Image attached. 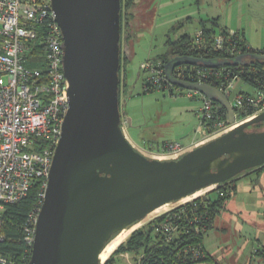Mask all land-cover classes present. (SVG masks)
<instances>
[{
    "label": "water",
    "instance_id": "water-1",
    "mask_svg": "<svg viewBox=\"0 0 264 264\" xmlns=\"http://www.w3.org/2000/svg\"><path fill=\"white\" fill-rule=\"evenodd\" d=\"M61 29L68 110L55 147L27 264H98L113 235L162 204L264 164V112L176 159L147 157L125 136L119 99L120 0H50ZM260 58L259 55H254ZM230 59L170 56L169 82L234 109L218 87L172 77L180 64L217 67ZM130 123V119H128Z\"/></svg>",
    "mask_w": 264,
    "mask_h": 264
},
{
    "label": "built area",
    "instance_id": "built-area-1",
    "mask_svg": "<svg viewBox=\"0 0 264 264\" xmlns=\"http://www.w3.org/2000/svg\"><path fill=\"white\" fill-rule=\"evenodd\" d=\"M234 32L229 31L227 37L216 34L211 46L223 50L225 59L243 54L246 62L250 57L237 40H232ZM39 35L42 38L38 40ZM191 37L194 49L204 51L207 48L201 28H197ZM62 55V33L50 0H0V240L4 238L6 206L24 199L30 188L37 184V198L25 216L21 231L22 242L30 253L53 153L68 110V80L62 68ZM254 55H259L264 61V47L255 49ZM254 58L251 55V61ZM142 70L148 85L200 101L196 109L200 123L212 121L216 128L208 137L221 135L264 112V74L254 78L256 82L251 83V92L240 89L233 94L230 103L235 122L228 124L220 117L218 106L211 99L196 90L169 82L160 61L149 58L143 63ZM171 75L180 80L212 85V81H219L216 87L227 97L234 87L233 81L238 79L235 75L223 83L220 79L221 76L226 78V73L201 64L177 65ZM242 113L246 115L241 117ZM121 127L125 134L124 124ZM186 151L178 142H167L151 157L176 159ZM161 229L170 240L175 227L165 221ZM104 262L99 260L98 264ZM0 264H12V261L0 252Z\"/></svg>",
    "mask_w": 264,
    "mask_h": 264
},
{
    "label": "rangeland",
    "instance_id": "rangeland-1",
    "mask_svg": "<svg viewBox=\"0 0 264 264\" xmlns=\"http://www.w3.org/2000/svg\"><path fill=\"white\" fill-rule=\"evenodd\" d=\"M127 11L134 13L129 20L128 31H135V34L134 39L126 42L125 33L121 31V50L125 55L131 53V56L126 65L127 91L124 95L119 92L120 112L122 124L135 143L134 147L151 157L159 150L141 149L148 147L146 139L188 145L191 139L202 136L203 127L193 111L200 101L185 94L172 95L168 89L142 92L141 83L146 76L142 64L167 47L168 36L174 39L183 31L192 35L199 27V20L212 17H218L220 25L229 27L230 31L243 29L252 47L263 48L264 0H135ZM180 22L184 23L182 28L171 30ZM125 28L124 25V31ZM235 81L232 91L237 92L240 90L238 84L243 82ZM232 97L233 94L228 97L230 102ZM260 130H264V122L247 128V131ZM210 138L204 135L203 142ZM216 186L186 201L205 195ZM186 201H172L166 210L139 220L141 222L134 229ZM203 244L214 262L200 264H245L251 260L250 264H263L255 251L264 248V170L236 179V192L228 199L226 208L215 216ZM140 258V254L130 252L115 254V264H140Z\"/></svg>",
    "mask_w": 264,
    "mask_h": 264
},
{
    "label": "trees",
    "instance_id": "trees-1",
    "mask_svg": "<svg viewBox=\"0 0 264 264\" xmlns=\"http://www.w3.org/2000/svg\"><path fill=\"white\" fill-rule=\"evenodd\" d=\"M135 3V0H120V37L121 31L125 33L124 39L128 42L134 39L135 31H128L129 20L134 16L133 12H128ZM216 18L201 20L200 27L205 35L207 48L204 51H198L193 48V40L189 33L183 32L176 38L166 39L167 51L155 58L154 61H160L163 66L165 61L170 56L182 55L203 57L211 59H224L226 53L222 50H216L211 45L214 36L218 33L229 35V30L225 27H220L216 22ZM125 25V31L123 29ZM184 23L180 22L171 30L175 31L182 28ZM234 39L240 45L245 54L250 57L243 65L227 64L223 66L214 67L221 70L228 76L224 78L221 76L220 81L227 83L233 76H238V79L248 83H255L254 78L264 74V61L255 57L251 61V55L254 57L255 49L251 47L245 40L243 34L239 31L234 32ZM42 37L39 35L38 40ZM233 42V41H232ZM120 56H119V92L120 85L124 84L126 79V65L128 57L131 53L126 55L121 50V40L119 41ZM189 65V64H188ZM123 80V81H122ZM122 82V83H121ZM215 86L219 85V81H212ZM164 90L163 88H160ZM153 90H158L156 87L148 85L143 78L142 92L147 93ZM173 95V92L169 91ZM218 106V113L220 117L226 121V109L218 102L213 101ZM246 115L241 114V117ZM121 118V124H122ZM206 136H210L216 131L212 121L201 123ZM264 170V164L246 170L239 175L218 184L215 188L208 191L205 195L198 196L192 200L186 201L177 205L164 213L155 216L146 223L134 229L119 243L112 253L107 257L104 264H115V254H122L126 252L140 254V264H200L202 262H214L213 257L206 251L203 239L207 232L213 227L215 216L226 208V203L232 194L236 192V179L239 176L246 175L250 172H257ZM38 185L35 184L30 188L27 196L21 201L8 204L4 211V238L0 240V252L10 257L12 264H27L30 259V251L26 250L22 242V224L25 216L30 208L33 206L37 198ZM168 221L175 227L174 231L169 237L162 231L161 224ZM114 236V235H113ZM255 255L259 256L264 264V248L256 249ZM248 261L245 264H250ZM216 263V262H215ZM252 264V263H251Z\"/></svg>",
    "mask_w": 264,
    "mask_h": 264
},
{
    "label": "crops",
    "instance_id": "crops-1",
    "mask_svg": "<svg viewBox=\"0 0 264 264\" xmlns=\"http://www.w3.org/2000/svg\"><path fill=\"white\" fill-rule=\"evenodd\" d=\"M212 18H216L217 20H216V22L218 23V25L220 26V27H225L227 30H229L230 31V28L229 27H227V26H224V25H220V23H219V18L218 17H212ZM212 18H209V19H212ZM208 19V18H207ZM207 19H205V20H207ZM203 20V19H202ZM200 21L201 20H199V27H200ZM198 27V28H199ZM232 31V30H231ZM235 31V30H234ZM236 31H239V32H241L242 34H243V36H244V31H243V29H236ZM183 32H185V31H183ZM182 32V33H183ZM181 33V34H182ZM188 33V32H187ZM180 35V34H179ZM244 38H245V36H244ZM245 40H246V38H245ZM246 42H247V40H246ZM248 43V42H247ZM249 44V43H248ZM250 45V44H249ZM251 46V45H250ZM252 47V46H251ZM167 51V47H165V49L161 52V53H159V54H156L155 56H153L152 58H155V57H158V56H160V55H162V54H164L165 52ZM142 66H143V64H142ZM141 66V67H142ZM126 73H127V69H126ZM125 73V74H126ZM238 80V79H237ZM240 80V79H239ZM242 81V80H241ZM236 82V81H235ZM243 83H239L238 85H239V87H240V89H242L243 91H245V92H251V85L250 84H248V83H246V82H244V81H242ZM142 84V83H141ZM243 84H244V86H243ZM243 86V87H242ZM249 87V88H246V87ZM127 91V83H126V79H125V82H124V84H122L121 86H120V94L121 93H123V95L125 94V92ZM170 93V92H169ZM235 93V91L233 90V91H231V94H234ZM124 101V100H123ZM195 109H197V107H195ZM193 110L194 111V113L196 112V110ZM125 136L127 137V139L133 144V145H135V143H133V141H131V139H130V137H129V135H128V131L126 130V127H125ZM204 135L206 136V133L204 132V130H202V136L199 138H195V139H191L190 140V142H189V144L188 145H183L187 150H189V149H191V148H193V147H195L196 145H198L199 143H201L202 141H204V139H203V137H204ZM206 137H208V136H206ZM146 141H147V146L148 147H143V148H141V149H145V150H147V149H149V150H162L163 148H164V144L165 143H167V142H171V141H169V140H162L161 142H159L158 140H156V139H154V138H151V139H146ZM152 150V151H153Z\"/></svg>",
    "mask_w": 264,
    "mask_h": 264
},
{
    "label": "bare ground",
    "instance_id": "bare-ground-1",
    "mask_svg": "<svg viewBox=\"0 0 264 264\" xmlns=\"http://www.w3.org/2000/svg\"><path fill=\"white\" fill-rule=\"evenodd\" d=\"M210 187L211 186H208V187H206L204 189L198 190V191L194 192L193 194L187 195V196L179 199V201H186V200L190 199L191 197L198 195L200 192L209 189ZM170 204H171V202H168V203L162 204L161 206L156 207L151 212H149L144 218L146 219V217H148L149 214H155V213H159V212H162V211L166 210ZM140 222L141 221H138V222L132 224L130 227L122 229L114 237H112L106 243L104 248L101 250V252L99 254V260L100 261H105L107 259V257L112 253V251L115 249V247L119 243H121L126 238V236L135 228V226H137Z\"/></svg>",
    "mask_w": 264,
    "mask_h": 264
}]
</instances>
